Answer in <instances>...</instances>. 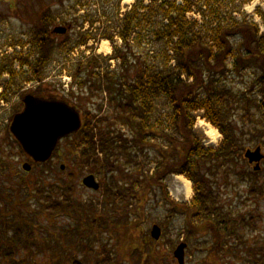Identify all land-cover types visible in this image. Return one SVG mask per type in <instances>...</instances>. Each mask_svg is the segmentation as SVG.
Instances as JSON below:
<instances>
[{"label": "trees", "instance_id": "obj_1", "mask_svg": "<svg viewBox=\"0 0 264 264\" xmlns=\"http://www.w3.org/2000/svg\"><path fill=\"white\" fill-rule=\"evenodd\" d=\"M222 1L151 0L148 6H143L142 1L136 2L122 20L120 36L123 46H116L112 55L104 58L106 61L119 60L118 68L102 71L98 57L88 59L85 64H77V69L72 74L74 82L83 89L89 88L92 92L99 90L107 92L109 102L118 111L115 117L124 122L123 125L133 134V137L128 139L116 130L106 131L104 128H98L101 122L104 124L109 120L105 114H101L102 108L96 111L95 115L87 112L91 115L90 118L85 117L81 130L74 133L76 140L72 142V146H82V142L78 141L80 135L85 140L83 143L85 148L80 153L81 169L109 176V181L106 180L102 184L100 203L112 208L113 212L103 209L100 203L94 200L76 199L73 196V185L65 181L57 183L51 190H46L41 181H34L27 198L37 200L40 205L38 208H32V212L35 213L32 217L40 214L41 217L52 221L58 217L70 218L72 223L65 228V232L73 234L74 238L71 239L81 244L79 249L83 254L89 253L90 248L92 253L94 252L89 240L93 241L99 231L111 229L110 226L119 221L121 215H117L119 212L117 204L126 203L122 214L130 215L134 222L140 223L144 218L142 210L134 208L131 199H128L130 196L133 197L131 189L134 186H126V183H121L117 179L116 165L120 164L114 162L113 157L115 161L120 156L131 158L132 162L128 164L140 169L133 156L138 158L139 154H144L147 159L145 163L154 162V158H151L147 150V141L151 136L162 139L164 145L154 144L148 147L154 148L157 156L155 170L151 176L144 175V172L140 173L151 178L142 181L137 177L138 185L143 188L145 185L159 188L163 191V199L173 206L169 200L165 180L171 174H183L195 187L194 199L190 205H184L190 207H186L187 210L182 209L186 214L185 220H189L190 224L195 218H202L206 222L205 225L211 226V230L216 233L215 225L212 226L213 219H217L216 221L218 218L224 219L219 213L220 208L212 206L218 201L216 195L214 204L211 202L208 205V196L213 193L208 192L210 185L206 183L202 174L209 172L217 178V175L222 177L220 173L224 171L233 173L238 158H243L248 149L238 136L240 132L236 131L230 120L235 106H241L247 115L251 114L252 107L264 113V33H261L260 26L254 21L239 20L231 14L228 18L220 14ZM142 10L146 13H141ZM190 13L198 15L201 19L197 16L189 17ZM153 20L155 21L153 33L157 44L156 57L159 60L156 64H152L142 54L136 53L132 42H140L141 32L148 26L151 28ZM30 34L33 35V40L29 38L27 43L30 48L35 47L40 54L35 61L37 64L34 66V72L19 76V72L14 69V60L12 64L9 61L10 64L7 66L0 63V73L8 71L11 76L5 85L4 94L0 97L9 99L13 88L20 90L23 83L32 80H43L36 92L45 94L38 96H50L54 93L52 84L44 82L45 74L41 73V69L53 60V54L45 48L46 45L43 46L40 38L42 31L33 29ZM247 71L253 72L254 78L249 87L241 90L240 94L220 83L222 77L226 79L230 74L244 77ZM81 74H85L84 78L80 76ZM161 98L166 101L169 114L166 120L168 125L158 131L152 124L151 117L155 108L154 100ZM198 111H203L204 118L223 135L218 147L201 146L194 132V113ZM168 127L175 133L169 134ZM6 134L26 157L8 127ZM50 161L43 164L32 162V165L34 168H40L49 165ZM251 170L254 179L250 191L257 190L263 195L264 190L259 189L257 184L259 172H255L253 168ZM5 207L0 209V264L6 262L28 264V260L19 254V250L25 247L30 251L32 247L40 246L37 238L33 239L35 227L47 230L48 236L51 237L47 241L49 248L54 250L66 247L65 239L61 238L62 235L66 236L65 233L60 234L61 237L57 234L51 236L49 229L40 219L35 224L34 221L23 217L14 206L8 212L11 215H7ZM248 220L249 222L242 218L241 222L251 225L253 218ZM253 225L256 226L255 223ZM195 231V227L189 228L188 233L192 234ZM215 239L217 241L215 246L219 247L217 250L221 252L222 237L216 233ZM102 251L101 261L97 264H113L114 259L110 253L106 252L105 248H102ZM149 251L152 252V248ZM76 259L77 256L71 254L72 264L80 263Z\"/></svg>", "mask_w": 264, "mask_h": 264}, {"label": "rangeland", "instance_id": "obj_2", "mask_svg": "<svg viewBox=\"0 0 264 264\" xmlns=\"http://www.w3.org/2000/svg\"><path fill=\"white\" fill-rule=\"evenodd\" d=\"M139 1H142L143 6H148L151 2V0H0V38L3 35L8 36L7 44L5 42L4 44L0 43V63L3 62L4 65L7 62L9 65L14 60V69L17 73L19 72V76L33 74L34 66L37 64L35 61L40 54H38L39 51L35 47L30 48L27 43L29 38L32 39L33 37L31 34L29 35V31H32L36 24L43 22L45 12L49 10L54 9L53 14L56 15V9H58L61 18L68 16V14L71 15L70 10H75V13L82 11L81 17L74 18L76 26L72 31H69V35L66 36L68 37L67 39L70 40V38H75V36H80V40H84L88 36H90L89 38L96 36V38L89 40L88 45L83 46L76 45L73 47L71 45L73 40L71 42H68V40L64 41L63 44L61 42L58 44L52 42L53 45L47 44L46 46L44 44L43 46L53 54V60L41 69V73L45 74L46 82L59 88L64 81L61 78L64 73L68 76L73 74L77 69L78 63L85 64L92 57L99 58V62L102 64V71L114 70L119 66L118 61H106L104 58L105 56H110L116 46H123L120 36L124 18L122 15L130 12L131 5L133 6ZM221 7L220 14H223L224 17L229 18L231 14L239 20L254 21L260 26L261 33H264V0H223ZM64 8L68 9L64 10ZM50 13L52 14V11ZM141 13H146V11L142 10ZM82 15L89 17L90 22L87 25ZM188 16H197L201 19V17L192 13ZM80 18L82 20H79ZM4 23H7L5 24L6 26L3 25ZM148 28L150 26L141 32L140 42L132 41L133 47L136 53L142 54L152 64H156L159 63V60L156 57L157 44L153 33L155 28L154 20L150 30ZM101 32L110 37L111 41H107L111 49L109 54L101 50L103 42H106V39L100 35ZM10 34L12 37L9 36ZM84 76V74L81 75L82 78ZM229 77L220 79L218 76L217 78L221 80V84L232 88V90L240 94L241 90H246L249 87L254 74L251 71H247L244 73V77L236 74H230ZM10 78L9 74V77H4L3 81L6 82L5 79L8 80ZM38 81H33L29 85L23 83L20 90H14L16 89L15 87L10 94L7 91L6 93L10 96V99H8L9 106L3 107L0 105V209L6 206L5 213L11 215L8 212L14 206L29 221H34L37 224L38 219H40L41 223L45 224L49 229L51 236L52 234L60 235L65 233L66 236L62 235L61 237L60 235V237L65 239L66 247L54 250L49 248L47 241L51 237L48 236L47 230H39L35 227V237L33 239L37 238L40 246L32 247L30 251L25 249V247L19 250V254L28 260V264L36 262L37 264H72L70 262L71 254L77 256L78 259L76 260L80 261L78 264H97V262L101 261L102 248H105V251L110 253V256L114 259L113 264H180L175 252L181 243L188 244L184 254V264H264V194L261 195L257 190L254 192L250 191L254 176L251 174L252 167H250L249 161L245 157L238 158L234 172H221L222 177L217 175L216 178L209 172L202 174L206 183L210 185L208 192L213 193L208 196V205L211 202L214 204L217 196V203L211 205L218 209L220 208L221 212L219 211V213L224 216V219L223 217L222 219L218 218V221H216L217 219L211 220L213 222L212 226L214 224L217 230V236L222 237V251L218 252L220 251L217 250L219 247L215 246V243H217L215 239L216 233L211 230V226L207 227L205 225L204 219L195 218V221L190 222V224L189 220H185L186 214L182 209L189 208L190 202L194 199L195 187L193 183L192 195L187 198L183 192L184 186L179 179L180 175H169L166 178L165 184L169 193V200L173 206L163 199V191H160L159 188L153 185H145L143 188L138 185L137 177H140L142 181L149 180L151 177L144 175L151 176L153 172L149 170L157 162L154 148L148 149V147L154 144L156 146L164 145L162 139H157L155 136L149 137L147 141V150L151 158H154V162L145 163L144 161L147 159L144 154H139L138 158L133 156L141 169L128 164L132 162L130 161L131 158L120 156L115 161L113 157V161L120 164L116 165L119 170V172L118 170L116 172L117 179L121 183H126V186H134L131 189L133 197L130 196L128 199H131V204L134 208H140L144 213V218L140 223L134 222L130 215L122 214L126 203L117 204L119 210L117 215L121 216L119 221H115L114 225L110 226L113 231H109L111 229L99 231L93 241H91L92 239L88 241L94 252L92 253L90 248L89 253L83 254L79 249L81 244L77 243V241L73 242L71 239L74 238L73 234L65 232V228L72 223L70 218L58 217L52 221L46 217H41L40 214V217H32L35 214L32 212V208L40 206L37 200H29L27 198L29 189L31 190L34 181H41L46 190H51L57 183L65 181L73 185V196L76 199L94 200L97 203H100V197L102 198V184L106 180L109 181L108 175L94 174L89 169H81L80 153L85 148L83 144L85 140L80 135L78 141L82 142V146H72V142L76 140L75 134L59 140L55 148V158H52L51 161L49 160V165L40 168L32 166L29 171L23 168L25 157L21 154L18 146L12 142V139L7 136L6 125L8 124L9 126L12 116L18 110L20 111L21 107L14 112V107L21 105V100L25 96V88H28L31 92L30 94L33 93L35 96L45 94L44 92H36V88L43 80ZM75 85L77 86L75 90L76 100L72 104L80 112L83 119L85 117L87 119L90 118L91 115H88L87 112H92L95 115L96 111L102 108L101 114H105L109 120H106L107 122L104 124L101 122L98 128H104L106 131L116 130L124 134L128 139L133 137L130 130L123 125L124 122L119 121L115 117L118 111L109 102L110 98L107 92L103 90L92 92L89 88H81L76 82ZM45 97L49 98L48 96ZM154 106L151 122L155 129L160 131L165 125H168L166 120L169 108L163 98L154 100ZM194 116V132L200 140L201 146L204 148L217 147L221 143L223 135L204 118L203 111L194 113ZM230 120H232L236 131L240 132L238 136L243 144L250 150H255L259 146L261 147V153L264 154V113L252 107L251 114L247 115L241 106H235ZM209 129L217 131L216 142L208 134ZM167 132L169 134L175 133L171 127H168ZM258 171V188L264 190V160L261 162V168ZM91 175L96 176L101 184H99L97 189L89 188L83 184L84 179ZM182 177L187 180L186 177ZM95 183L97 182L95 181ZM185 204L189 205L184 206ZM100 205L103 209L113 212L112 208H109L106 204L102 205L100 203ZM242 218H245L248 222V219L251 220L253 218V221L251 220L250 225L247 222H241ZM226 222L228 223L225 225ZM155 225L160 226L162 229L158 240L152 237V230ZM194 227L196 231L189 234V228ZM223 247L224 249H222ZM151 248L152 252L149 251ZM6 263L9 264L8 262Z\"/></svg>", "mask_w": 264, "mask_h": 264}, {"label": "water", "instance_id": "obj_3", "mask_svg": "<svg viewBox=\"0 0 264 264\" xmlns=\"http://www.w3.org/2000/svg\"><path fill=\"white\" fill-rule=\"evenodd\" d=\"M24 103V110L16 114L11 123V133L20 143L25 153L35 162H47L51 159L59 140L82 127L80 112L71 106L69 102L55 97L45 98L29 95L24 99ZM60 110L70 113L71 119L67 122H58L54 130L49 133H41L37 130L39 123L57 116ZM245 156L251 164L256 163L255 170H260V162L264 159L261 147H257L255 150L249 149ZM23 167L26 171H29L32 165L25 163ZM95 181V177L91 175L85 178L83 183L89 188L97 189L99 184ZM160 236L161 228L155 225L152 230V237L158 240ZM186 246V244H181L175 252L180 264H184Z\"/></svg>", "mask_w": 264, "mask_h": 264}, {"label": "flooded vegetation", "instance_id": "obj_4", "mask_svg": "<svg viewBox=\"0 0 264 264\" xmlns=\"http://www.w3.org/2000/svg\"><path fill=\"white\" fill-rule=\"evenodd\" d=\"M67 9L68 8H64V10H67ZM49 11L50 12L52 11V14H53L54 9L53 10H49ZM49 11L45 12V14H44L46 19L44 17L42 23H38V24H36L33 27V29H39L40 31H42V35L40 36V38L42 39L43 44H45V45H47V44L48 45H53L52 42H54L55 44H58V43L61 42V44H63L64 41L68 40V42H71L73 40L71 45L83 46V45H88L87 43L89 42V40L91 41L92 39L96 38V36H91L92 38H89L90 36H88L86 39L80 40V38H81L80 36H78V37L75 36V38H70V40L67 39L68 37H66V36L69 35L68 34L69 31H72L73 28L76 26L75 22H74L75 19L81 17L80 14L82 13V11H79V13H75L74 12L75 10H70L71 15L68 14V16H64L63 18H61L60 11H58V9H56V11H57L56 15L53 14L54 16ZM83 17H84V20H85V24L87 25L88 22H90L89 17L88 16H83ZM36 19L38 20L37 16H36ZM79 20H82V18H80ZM5 21H7V20H5ZM34 23H36V22H34ZM5 24H7V23H4L3 25H5ZM29 33H30V31H29ZM100 35L102 37H106L107 36V34H104L103 32H101ZM9 36L12 37L11 34ZM7 37H8L7 35L6 36H4V35L1 36L0 43L4 44V42H5L7 44V41H8ZM56 41H58V42H56ZM1 56H3V55L1 54ZM5 59L7 60V58H5ZM1 61H3V60H1ZM1 64H3V62ZM7 65L8 64L6 62L4 64V66H7ZM4 77H9V72L8 71H3L2 73H0V87L5 86L6 82L8 81L7 79H5L6 82H4L3 81Z\"/></svg>", "mask_w": 264, "mask_h": 264}, {"label": "snow or ice", "instance_id": "obj_5", "mask_svg": "<svg viewBox=\"0 0 264 264\" xmlns=\"http://www.w3.org/2000/svg\"><path fill=\"white\" fill-rule=\"evenodd\" d=\"M71 119V114L60 110L57 116L52 117L51 119H47L38 124L37 130L41 133H49L54 130L55 125L58 122H67Z\"/></svg>", "mask_w": 264, "mask_h": 264}, {"label": "bare ground", "instance_id": "obj_6", "mask_svg": "<svg viewBox=\"0 0 264 264\" xmlns=\"http://www.w3.org/2000/svg\"><path fill=\"white\" fill-rule=\"evenodd\" d=\"M101 50H102V52H106L108 54L110 53L111 49H110L109 44L107 43V41L106 42H103L102 49ZM208 134L216 142L217 137H218L217 136V131L214 130V129H209L208 130ZM179 179L181 180V183L184 186L183 187V192H184L185 196L187 198L191 197L192 191H193V189H192V183L190 181H188V180H185L182 176H179Z\"/></svg>", "mask_w": 264, "mask_h": 264}]
</instances>
